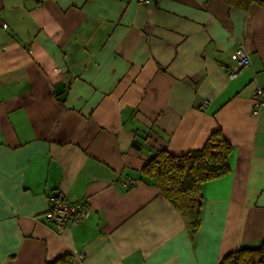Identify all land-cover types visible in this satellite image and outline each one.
Wrapping results in <instances>:
<instances>
[{
  "label": "crops",
  "instance_id": "obj_1",
  "mask_svg": "<svg viewBox=\"0 0 264 264\" xmlns=\"http://www.w3.org/2000/svg\"><path fill=\"white\" fill-rule=\"evenodd\" d=\"M248 65L228 77L235 54ZM264 7L0 0V264H217L264 240ZM219 132L193 239L142 169ZM137 144V147L133 145ZM88 216L58 230L55 197Z\"/></svg>",
  "mask_w": 264,
  "mask_h": 264
},
{
  "label": "trees",
  "instance_id": "obj_2",
  "mask_svg": "<svg viewBox=\"0 0 264 264\" xmlns=\"http://www.w3.org/2000/svg\"><path fill=\"white\" fill-rule=\"evenodd\" d=\"M231 9L264 7V0H226ZM137 147V144L133 143ZM231 146L219 132L211 135L200 150L174 156L165 150L156 152L141 171L153 181L160 196L182 217L187 234L194 238L200 228L201 187L221 179L229 172ZM60 197L52 199V204ZM51 204V205H52ZM71 256H62L48 264H73ZM217 264H264V240L256 248H240L223 256Z\"/></svg>",
  "mask_w": 264,
  "mask_h": 264
},
{
  "label": "built area",
  "instance_id": "obj_3",
  "mask_svg": "<svg viewBox=\"0 0 264 264\" xmlns=\"http://www.w3.org/2000/svg\"><path fill=\"white\" fill-rule=\"evenodd\" d=\"M135 1L139 4H148L151 0ZM234 59L235 65L227 71L230 79L236 78L240 71L248 65V58L242 50L236 52ZM253 100L254 111H256L260 104L264 102V85L256 89L253 94ZM87 216L88 210L84 203H69L61 198L50 205L43 215L44 219L53 223L58 230L62 229L67 224L76 225Z\"/></svg>",
  "mask_w": 264,
  "mask_h": 264
}]
</instances>
